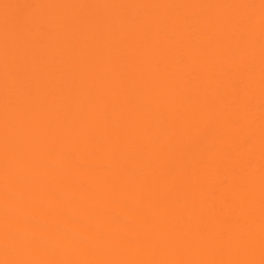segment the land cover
Returning a JSON list of instances; mask_svg holds the SVG:
<instances>
[{
    "label": "bare ground",
    "instance_id": "bare-ground-1",
    "mask_svg": "<svg viewBox=\"0 0 264 264\" xmlns=\"http://www.w3.org/2000/svg\"><path fill=\"white\" fill-rule=\"evenodd\" d=\"M0 264H264V0H0Z\"/></svg>",
    "mask_w": 264,
    "mask_h": 264
}]
</instances>
